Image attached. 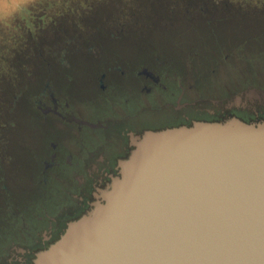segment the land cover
Segmentation results:
<instances>
[{"label":"flooded vegetation","instance_id":"obj_1","mask_svg":"<svg viewBox=\"0 0 264 264\" xmlns=\"http://www.w3.org/2000/svg\"><path fill=\"white\" fill-rule=\"evenodd\" d=\"M188 3L193 10L185 12L193 19L197 5ZM205 5L200 8L202 30L211 38L224 35L225 40L215 38V44L238 51L250 44L251 57L245 59L264 58L263 14L247 17L219 11L209 1ZM101 18L107 27L101 26ZM117 19L113 13L79 17L75 58L67 57L70 43L57 42L59 37L31 48L42 50V58L27 61L26 88L16 91L12 100V108L25 114L29 128L25 180L17 188L5 177L9 194L18 192L24 198L16 208L11 203L0 212L6 223L0 225V264H33L36 255L82 217L118 175L133 137L196 121L236 117L264 122V75L216 87L204 80L208 73L194 76L193 65L172 43L175 37L167 34L163 48L167 52L160 54L155 44H142L133 31L126 33V23ZM242 32L249 36L244 43ZM212 45L201 43L206 50ZM229 58L218 56L223 61Z\"/></svg>","mask_w":264,"mask_h":264},{"label":"water","instance_id":"obj_2","mask_svg":"<svg viewBox=\"0 0 264 264\" xmlns=\"http://www.w3.org/2000/svg\"><path fill=\"white\" fill-rule=\"evenodd\" d=\"M33 264H264V122L133 137L118 175Z\"/></svg>","mask_w":264,"mask_h":264},{"label":"rangeland","instance_id":"obj_3","mask_svg":"<svg viewBox=\"0 0 264 264\" xmlns=\"http://www.w3.org/2000/svg\"><path fill=\"white\" fill-rule=\"evenodd\" d=\"M208 1L219 11L247 17L254 14L264 15V0H0V88L16 81L19 88L15 92L26 88L27 61L42 58L40 57L42 50L31 49L34 44L53 40L56 42V38L59 37L57 39L60 41L57 42L70 43L71 51L67 52V57L75 58L72 50L77 47V19L83 15L94 16L97 13L104 17L107 13H113L118 17L117 20L126 23V33L133 31H130L131 35L138 37L142 44H155L160 54L167 52L163 50L166 38L175 37L176 42L172 43L177 44L181 50L178 52L184 54L191 62L194 76L202 72L208 73L209 76L206 74L204 80L212 81L216 87H223L243 77L264 75V58L245 59L251 57L249 50L252 45L243 44L248 48L240 51L235 47L233 49L229 47L228 50L221 44H215L217 43L215 38L222 41L225 40L224 35L215 34L216 37L211 38L207 31L202 30L205 19L200 13V8H206L205 4ZM188 2H193V6L197 5L194 8L196 12L193 19L185 12L187 8L193 10L187 6ZM173 15L177 17L172 19ZM159 16H164L166 21L163 23L159 21ZM98 20L101 26L107 27L103 18ZM243 23L246 21L243 20ZM52 32L57 35H53ZM259 32L258 30L257 33ZM103 33L107 37L106 33ZM248 37L242 32L240 38L242 43ZM121 42L124 41L117 43L122 44ZM205 42L207 45L213 44L212 48L206 50V46L204 49L201 43ZM41 48L43 49V45ZM227 55L231 57L229 61L218 60V56L225 58ZM215 68L218 69L217 72H213ZM8 96L4 98L5 101L1 99L4 102L3 106H0V176L6 177L11 187L18 188L24 178L22 173L29 154L30 135L24 113L20 112L19 117V112L13 113L5 106L9 100L11 101ZM3 135L5 137L2 140ZM23 198V194L18 192L13 194L15 208ZM7 200L8 196L0 194V212L8 208ZM1 216L0 225H3L5 221Z\"/></svg>","mask_w":264,"mask_h":264},{"label":"trees","instance_id":"obj_4","mask_svg":"<svg viewBox=\"0 0 264 264\" xmlns=\"http://www.w3.org/2000/svg\"><path fill=\"white\" fill-rule=\"evenodd\" d=\"M18 82L16 81V83H11L10 85H7V87H4V88H0V106L2 107L3 106V102L5 101L4 98H6V96L10 97L11 101L9 100L7 105L5 104V106L8 108L9 107V110H11V112H16V109L12 108V100H14V96H15V90L17 88H19L18 86ZM4 101H2V100ZM20 99V98H19ZM9 105V106H8ZM4 111V110H3ZM20 111V110H19ZM17 110V112H19ZM19 117L21 115V113L19 112ZM25 115V114H23ZM5 135H3L2 137V140L4 139ZM8 185H6L5 183V177L4 176H0V194L4 195V196H8V200H7V204H10L11 203L13 204V195L12 194H9V191H8ZM6 189V191L4 190Z\"/></svg>","mask_w":264,"mask_h":264}]
</instances>
